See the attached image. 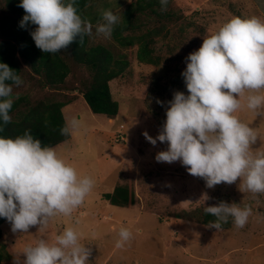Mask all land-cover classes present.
Instances as JSON below:
<instances>
[{
  "label": "rangeland",
  "instance_id": "rangeland-1",
  "mask_svg": "<svg viewBox=\"0 0 264 264\" xmlns=\"http://www.w3.org/2000/svg\"><path fill=\"white\" fill-rule=\"evenodd\" d=\"M102 1L120 18L124 8L136 0ZM170 6L179 20L169 33L166 28L155 37L156 64L141 63L137 45L121 47L112 36L105 39L98 35L97 23L88 35L90 45H106L128 63L124 73L110 82L112 96L119 103L115 117L93 113L76 89L81 76L88 75L82 67L73 68L56 90L43 87V78L24 68L21 85L13 86L14 94L29 95L31 103L48 97L71 101L62 107V113L66 123L77 118L79 128L54 148L94 184L71 216L57 214L44 229L36 225L28 232L14 233L5 221L0 242L6 256L0 264H14L26 244L39 238L52 241L66 227L74 228L80 242L91 250L88 264H264V193L240 191V181L208 188L203 178L189 174L179 161L158 162L155 155L166 150L167 143L152 145L143 134L156 137L174 92L187 94L181 73L188 54L232 16H256L264 21V0H171ZM102 8L100 3L94 12ZM241 104L234 114L258 137L250 150L253 154L264 152V109L258 115L246 107L243 98ZM121 184L134 190L133 205H114L104 198ZM221 201L251 210L243 228L235 227L231 217L220 229H210L193 220L195 217H180L183 211L198 213ZM121 227L133 235L123 247H117Z\"/></svg>",
  "mask_w": 264,
  "mask_h": 264
},
{
  "label": "clouds",
  "instance_id": "clouds-1",
  "mask_svg": "<svg viewBox=\"0 0 264 264\" xmlns=\"http://www.w3.org/2000/svg\"><path fill=\"white\" fill-rule=\"evenodd\" d=\"M159 3L165 9L168 0ZM19 6L25 11L20 27L36 26L30 35L45 53H57L77 36L92 34L93 25L78 12L77 0H19ZM118 22L116 14L104 10L95 31L111 38ZM185 63L181 75L187 94L174 92L156 137L143 133L152 145L167 143L155 159L179 161L189 174L203 178L208 188L240 181V191L264 193V152L250 150L257 133L234 114L242 107L241 98L258 115L264 109V21L232 16L205 36ZM21 83L17 72L0 62V132L11 122L9 113L18 99L13 86ZM79 125L73 117L60 132L68 135ZM93 184L90 176L79 175L54 147L42 146L30 130L16 137L0 135V218L10 223L14 233L28 232L36 225L44 229L57 214L71 216ZM204 211L216 217L207 224L210 229H220L229 217L235 227L243 228L251 214L249 208L225 201ZM132 235L121 227L116 246L123 247ZM90 255L77 231L66 227L52 241L39 238L26 244L14 264H88Z\"/></svg>",
  "mask_w": 264,
  "mask_h": 264
},
{
  "label": "trees",
  "instance_id": "trees-1",
  "mask_svg": "<svg viewBox=\"0 0 264 264\" xmlns=\"http://www.w3.org/2000/svg\"><path fill=\"white\" fill-rule=\"evenodd\" d=\"M170 1L168 0L165 9H162L159 0L130 2L114 26L113 40L121 47L137 45L136 55L141 63H158L159 58L154 56L153 48L155 37L161 35L166 28L168 30L166 29L165 33H169L171 25H175L179 20V16L170 6ZM100 3L103 8L94 12ZM109 8V4H103L102 0H77L78 12L92 25L100 22L102 12L111 10ZM0 10V62L8 64L20 77L24 68H29L33 75L43 78L42 82L40 81L43 87L54 90L65 84L73 68L82 67L88 75L81 76L76 89L90 110L109 118L117 115L119 103L112 96L110 82L124 73L128 66L125 59L116 56L114 50L106 45H90L88 34L82 39L77 36L66 49L57 53H45L36 47L30 35V31L36 26L19 25L25 14L24 9L19 6V0H2ZM114 14L118 16L116 12ZM178 29L181 30L179 25ZM68 103L71 101H62L54 97L31 103L29 95L18 96L9 113L11 122L4 126L0 135L16 137L30 130L33 137L41 141L42 146L54 147L64 143L70 139V134L62 135L60 132L61 127L67 124L62 107ZM104 198L114 205L131 206L134 203V190L128 185H117L111 193H105ZM180 217H195L193 220L204 225L216 219L204 209L194 214L183 211ZM5 221L7 220L0 218V239L1 225ZM5 256V246L0 242V263L4 261Z\"/></svg>",
  "mask_w": 264,
  "mask_h": 264
},
{
  "label": "built area",
  "instance_id": "built-area-1",
  "mask_svg": "<svg viewBox=\"0 0 264 264\" xmlns=\"http://www.w3.org/2000/svg\"><path fill=\"white\" fill-rule=\"evenodd\" d=\"M118 137L121 138V139H123V136H121V135H119Z\"/></svg>",
  "mask_w": 264,
  "mask_h": 264
},
{
  "label": "crops",
  "instance_id": "crops-1",
  "mask_svg": "<svg viewBox=\"0 0 264 264\" xmlns=\"http://www.w3.org/2000/svg\"><path fill=\"white\" fill-rule=\"evenodd\" d=\"M71 104V103H70ZM67 106V105H66Z\"/></svg>",
  "mask_w": 264,
  "mask_h": 264
}]
</instances>
